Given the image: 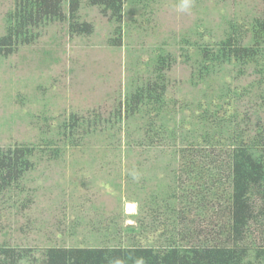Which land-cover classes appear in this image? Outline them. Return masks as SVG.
Listing matches in <instances>:
<instances>
[{
    "label": "rangeland",
    "instance_id": "1",
    "mask_svg": "<svg viewBox=\"0 0 264 264\" xmlns=\"http://www.w3.org/2000/svg\"><path fill=\"white\" fill-rule=\"evenodd\" d=\"M13 2L0 0V35ZM64 11L69 13V0ZM80 16L93 24L91 34H72L68 20L50 22L35 42L0 56V147H37L35 168L19 186L0 192V245L31 246L38 256L51 245H164L171 232L164 224L172 220L173 229L178 219L172 205L179 212L187 207L170 196L181 193L177 176L186 177L175 156L186 144L180 132L211 129L223 137L220 129L230 124L218 117L228 115L254 123L258 114L264 122V86L257 85L254 64L244 75L226 65L202 77L200 52L221 41L230 23L247 25L264 16V0L127 1L121 44L113 40L116 22L99 7L82 0ZM160 53L174 59L166 71L163 120L178 132L166 139L170 144L141 145L153 115L128 118L123 112L119 118L116 110L128 92L154 78ZM75 113L106 119L88 135L80 128L77 145L60 130ZM50 141L61 147L57 159ZM211 141L215 147L206 146L208 156L199 164L216 172L225 159L222 145Z\"/></svg>",
    "mask_w": 264,
    "mask_h": 264
},
{
    "label": "trees",
    "instance_id": "2",
    "mask_svg": "<svg viewBox=\"0 0 264 264\" xmlns=\"http://www.w3.org/2000/svg\"><path fill=\"white\" fill-rule=\"evenodd\" d=\"M65 1L14 0L13 8L5 16V32L0 35V56H9L19 47L35 42L40 36L39 30L50 22L68 20L72 34H91L93 24L81 20L82 0H69L68 14L64 11ZM127 1L138 0H88L116 22L115 44H121ZM226 30L225 37L216 45L200 50L202 77L226 65L237 67L238 74L244 75L254 64V72L260 76L257 85L261 89L264 86V16H256L247 25L230 23ZM170 56L160 53L154 64V78L128 92L116 110L119 118L123 112L128 118L140 112L154 116L148 122V129H143L139 139L141 145L170 144L166 139L175 138L178 132L169 129L163 120L168 106L166 71L174 62ZM260 94L264 107V89ZM218 118L230 124V129H220L223 137L212 135L211 129L201 134L180 132L186 144H182L175 156L181 158L186 177L177 176L176 187L181 193L175 190L170 196L180 204L187 202V207L179 212L176 205H172L171 211L178 219L173 229L172 220L164 224V231L171 228L169 234H163L166 244L51 245L38 256L34 247L4 243L0 245V264H21L23 261L30 264H264V122L258 114L254 123L251 117L244 123L235 121L234 117L230 121L229 115ZM102 121L106 119L99 113L93 116L75 113L63 121L60 130L68 142L77 145L75 135L80 128L88 135L94 132L89 128ZM212 138L222 145L221 156L225 159L218 164L216 172L199 164L201 157L208 156L206 146L215 147ZM50 142L48 147L57 159L61 147ZM36 148L30 144L0 147V192L19 186L25 175L35 168ZM256 232L259 234L255 235Z\"/></svg>",
    "mask_w": 264,
    "mask_h": 264
},
{
    "label": "bare ground",
    "instance_id": "3",
    "mask_svg": "<svg viewBox=\"0 0 264 264\" xmlns=\"http://www.w3.org/2000/svg\"><path fill=\"white\" fill-rule=\"evenodd\" d=\"M130 203V202H129ZM129 203H127V204H129ZM130 208H133V206H134V204H132V203H130L129 205H128ZM134 209V208H133ZM127 211H129V210H127ZM126 211V212H127ZM132 211V210H131Z\"/></svg>",
    "mask_w": 264,
    "mask_h": 264
},
{
    "label": "clouds",
    "instance_id": "4",
    "mask_svg": "<svg viewBox=\"0 0 264 264\" xmlns=\"http://www.w3.org/2000/svg\"><path fill=\"white\" fill-rule=\"evenodd\" d=\"M187 7H188V5H187V4H185V5H184V9H187Z\"/></svg>",
    "mask_w": 264,
    "mask_h": 264
}]
</instances>
